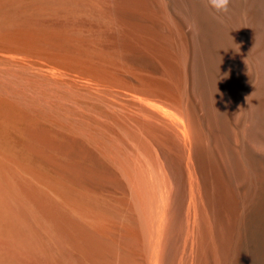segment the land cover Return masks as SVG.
<instances>
[{
    "label": "bare ground",
    "instance_id": "bare-ground-1",
    "mask_svg": "<svg viewBox=\"0 0 264 264\" xmlns=\"http://www.w3.org/2000/svg\"><path fill=\"white\" fill-rule=\"evenodd\" d=\"M0 264H264V0H0Z\"/></svg>",
    "mask_w": 264,
    "mask_h": 264
},
{
    "label": "clouds",
    "instance_id": "clouds-1",
    "mask_svg": "<svg viewBox=\"0 0 264 264\" xmlns=\"http://www.w3.org/2000/svg\"><path fill=\"white\" fill-rule=\"evenodd\" d=\"M231 0H206V7L214 13H227L229 11Z\"/></svg>",
    "mask_w": 264,
    "mask_h": 264
}]
</instances>
